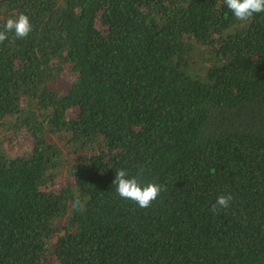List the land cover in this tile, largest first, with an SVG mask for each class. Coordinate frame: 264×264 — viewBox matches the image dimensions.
<instances>
[{
    "label": "trees",
    "instance_id": "1",
    "mask_svg": "<svg viewBox=\"0 0 264 264\" xmlns=\"http://www.w3.org/2000/svg\"><path fill=\"white\" fill-rule=\"evenodd\" d=\"M21 13L29 36L0 43V264H264V13L0 0V26ZM141 168L166 185L147 209L113 187Z\"/></svg>",
    "mask_w": 264,
    "mask_h": 264
},
{
    "label": "clouds",
    "instance_id": "2",
    "mask_svg": "<svg viewBox=\"0 0 264 264\" xmlns=\"http://www.w3.org/2000/svg\"><path fill=\"white\" fill-rule=\"evenodd\" d=\"M224 3L232 12L235 20L240 22H249L256 15L264 13V0H224ZM31 31L32 24L27 15L21 13L8 18L0 26V43L8 40L9 34H12L14 39H24L29 36ZM143 175V168L139 170L135 177H130L125 169H117L115 170L113 187L121 199L130 200L140 208L147 209L153 201L157 200L162 191H166V185L162 186L154 182L142 184L141 178ZM231 200V195H220L211 211L215 214L220 208L227 209Z\"/></svg>",
    "mask_w": 264,
    "mask_h": 264
},
{
    "label": "rangeland",
    "instance_id": "3",
    "mask_svg": "<svg viewBox=\"0 0 264 264\" xmlns=\"http://www.w3.org/2000/svg\"><path fill=\"white\" fill-rule=\"evenodd\" d=\"M61 183V181H59V183L58 184H60Z\"/></svg>",
    "mask_w": 264,
    "mask_h": 264
}]
</instances>
